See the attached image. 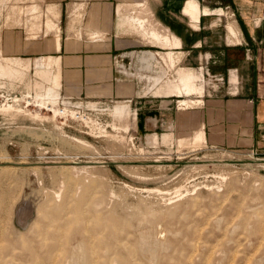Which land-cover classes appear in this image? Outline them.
<instances>
[{
  "label": "rangeland",
  "instance_id": "obj_1",
  "mask_svg": "<svg viewBox=\"0 0 264 264\" xmlns=\"http://www.w3.org/2000/svg\"><path fill=\"white\" fill-rule=\"evenodd\" d=\"M14 1L9 0L0 5L3 6L0 7L2 53L14 55L19 52L23 43L22 46H29L44 40L50 44L54 37L53 31L46 34L44 30H39L37 33L40 34L30 38L26 25L22 23L28 14L22 15V22L19 20L21 24L14 20L15 26H12L16 11L13 13L9 5L25 6L32 2ZM33 1L44 3V8L54 0ZM138 1L146 4L143 7L125 5L124 12L137 14L140 10L145 13H139L140 15H150L152 20L149 17V22L159 27L151 11L150 0ZM74 2L82 3L81 11L78 12L81 14L80 18L74 20L77 23L73 21L72 29H68V20L72 17L69 8L73 7ZM83 2L84 0H64L57 3L61 7V20L58 21L61 36L84 37ZM125 29L128 33L135 34L142 48L156 49L155 46H149L150 42L140 32L131 31L126 26L121 32L126 33ZM158 29L164 30L161 26ZM164 51L165 49L160 50ZM142 52H135L127 59L131 58L134 62ZM177 55L179 56L178 53ZM157 57L159 59L158 55ZM160 63L168 68L166 77L173 79L177 66L170 69L162 61ZM162 69L161 65L160 70ZM30 72L34 74L33 69ZM30 72L29 77L16 82L15 88H8L7 85L6 89L0 88V104L8 96L21 97L25 93L23 91L29 90L25 84L27 79L34 81V77L36 78ZM203 78L207 88L210 80L207 76ZM20 102L21 106L27 104L25 99H20ZM115 103L116 101L99 104L103 106L100 116L106 131L102 132L100 128L97 134L91 135L84 133L73 121L60 125L58 119L50 118L52 112L49 109L41 108L34 102L27 108L40 111L45 116L44 119L0 113V264H64L69 261L66 257L71 253L72 247L77 249L81 240L85 241L81 242V246L88 249L86 254L91 259V264H264V151L253 149L235 152L210 149L206 145L198 150L189 146L187 148V145L180 148L175 145L180 137H172L170 144L160 140L156 144L151 141L148 144L145 136L137 135L131 129L136 116L131 108V116L126 118L127 131L124 132L122 128L112 129L111 124L115 121L112 120L109 108ZM118 133L127 136L123 141L117 140L113 134ZM73 136L88 143L78 144ZM54 158L104 162L97 163L95 170H89L88 173L93 174L89 178L86 177L87 172L74 177L67 169L39 167L34 170L29 167L32 162ZM6 161H19L23 164L5 167L4 164H10L5 163ZM81 177L88 187L90 185L89 189L86 186V191L79 182ZM56 192H60L59 199L55 196ZM80 197L83 199L81 202ZM62 200L67 204L64 203L58 214L47 205L54 201L59 204ZM21 208L25 212L22 213ZM28 209H31L30 214L26 212ZM157 238L160 243L166 241L168 244H160L153 257L148 250L142 248L146 247L147 242H156ZM106 244H109L108 247ZM119 258L121 262L118 261Z\"/></svg>",
  "mask_w": 264,
  "mask_h": 264
},
{
  "label": "crops",
  "instance_id": "obj_2",
  "mask_svg": "<svg viewBox=\"0 0 264 264\" xmlns=\"http://www.w3.org/2000/svg\"><path fill=\"white\" fill-rule=\"evenodd\" d=\"M187 1L150 0V8L162 31L179 38V46L172 48L181 54L176 66L201 69L210 80L201 96L153 93L154 79H167L160 50L168 49L151 43L156 49H144L135 34L116 27V5L137 0H84V37L61 36L58 50L52 38L50 44L23 43L14 56H60L62 97L97 104L127 101L136 115L131 129L137 135L172 131L174 137L191 138L203 129L210 149L264 151V0H196L199 20L184 13ZM140 51L134 62L127 59ZM184 97H200L201 104L179 106Z\"/></svg>",
  "mask_w": 264,
  "mask_h": 264
},
{
  "label": "bare ground",
  "instance_id": "obj_3",
  "mask_svg": "<svg viewBox=\"0 0 264 264\" xmlns=\"http://www.w3.org/2000/svg\"><path fill=\"white\" fill-rule=\"evenodd\" d=\"M17 1V0H15ZM14 1V2H15ZM20 1V0H19ZM18 1V2H19ZM43 2V0H41ZM9 2V0H0V5H4L5 3ZM17 2V3H18ZM40 2V1H39ZM47 2V1H46ZM52 2V1H51ZM54 2V1H53ZM56 2V1H55ZM27 3V2H26ZM29 3V2H28ZM84 3V2H83ZM119 3V2H118ZM44 3H38L33 1L30 3V4H26L25 6H16L15 4H12V5H9L10 6V9L13 11V13L15 12V14L11 15L13 16V23L12 26H15L14 22H18L19 23V20L21 19L22 15L23 14H28L29 16L26 17V19L24 18L25 22H22L20 20V22L24 23L27 27V30H28V35L30 36V38H35L36 37V34H40V33H37L39 32V30H44L47 34V32L49 33V31H53L54 32V37H53V46H54V49L55 50H58L59 47H60V39H61V35H60V25L58 24V21H59V16L60 15V10L61 7L59 8L57 3H47V5L42 8V5ZM75 4V5H74ZM73 7L70 6L69 9H71L69 11L72 15V17H70V21L68 23V29L71 28L72 23L75 19L77 18H80V14L78 13L79 10L81 11V8H82V3L81 2H74ZM122 4V3H121ZM121 4H117V22H116V27H117V30L118 31H121L126 27H128V29H131V31H136V32H140V34H142L141 36L147 38V40L151 43V44H154V45H159L160 47H163V48H166L168 50H166L165 52L161 53V57H162V60H164V64L167 65L169 68L171 67H175L177 61L179 60V56L177 55V53L174 52V50L172 49L173 47L175 46H179L180 44V41H179V38H177L175 35H173L172 33H170L171 31H168L169 29L165 30V31H162V29H158L160 27V24H159V27H155L153 26L148 19L151 18L152 20V17L149 15V17H144L142 16L143 13L140 12L139 10V13L142 15H140L139 13L137 14H134V15H126L125 12H123V9L122 7L124 8V6H122ZM146 4V3H145ZM144 2H137V3H134V6H144L145 5ZM60 6V5H59ZM86 6V4H85ZM133 6V7H134ZM1 7V6H0ZM5 7V6H4ZM7 7V6H6ZM72 7V8H71ZM3 8V6L1 7ZM0 8V9H1ZM9 8V7H8ZM84 8V7H83ZM149 7H147L148 9ZM184 8V13H187L189 14L192 19L194 20H197L198 19V15H199V6H198V3L196 0H188L186 2V6L183 7ZM220 8V7H219ZM5 9V8H4ZM7 9V8H6ZM139 9V8H138ZM141 9V8H140ZM143 9V8H142ZM146 9V8H145ZM146 9V10H147ZM150 9V8H149ZM148 9V10H149ZM202 9V8H201ZM126 10V9H125ZM146 10H143V11H146ZM147 10V11H148ZM205 10H208L207 8ZM203 10V11H205ZM7 11V10H6ZM11 11V12H12ZM84 10L82 9V12ZM146 11V12H147ZM150 11V10H149ZM222 11V10H221ZM220 11V12H221ZM207 12V11H206ZM212 12H213V9H212ZM219 12V13H220ZM7 13V12H6ZM10 13V11H9ZM150 12H148L149 14ZM203 13V12H202ZM216 13V12H215ZM139 14V15H138ZM145 14V13H144ZM6 15V14H4ZM9 14L7 13V16ZM69 15V16H70ZM83 16V14H82ZM6 16H4L5 18ZM9 17V16H8ZM7 18V17H6ZM5 18V19H6ZM72 18V19H71ZM11 19V18H9ZM1 20V19H0ZM8 20V18H7ZM12 20V19H11ZM10 20V22H11ZM15 20V21H14ZM61 20V19H60ZM82 20V19H81ZM199 20V19H198ZM2 21V20H1ZM8 22V21H7ZM60 22V21H59ZM76 22V21H74ZM79 22V21H78ZM77 23V22H76ZM152 23H154V21H152ZM194 23V22H193ZM21 24V23H19ZM10 24H8L9 26ZM155 25V24H154ZM232 25V24H231ZM11 26V25H10ZM80 26V24H79ZM195 26H198V25H195ZM2 27V26H1ZM4 27V26H3ZM82 27V26H81ZM234 27V26H233ZM227 28V26H226ZM26 29V28H25ZM72 29V28H71ZM74 29V28H73ZM77 29V28H76ZM86 29V28H85ZM78 30V29H77ZM126 30V29H125ZM230 30L231 32V37H234V35L232 36V32H234L233 28L230 27L229 25V28L227 29V31ZM83 31V30H82ZM27 32V31H26ZM96 32V31H95ZM103 32V31H102ZM126 33L127 30L125 31ZM134 32V33H136ZM78 33V32H77ZM80 33V32H79ZM88 33V32H87ZM123 33V32H122ZM93 38L94 37H98L99 36V33H96L95 35L92 34ZM27 36V35H26ZM237 36V35H236ZM235 36V37H236ZM78 37V36H76ZM89 37V36H88ZM229 38V37H228ZM227 38V39H228ZM230 39V38H229ZM235 39V38H234ZM0 40H1V35H0ZM2 44V43H1ZM159 54V53H158ZM180 54V53H179ZM181 55V54H180ZM60 57V56H59ZM59 57H57V55H45V56H38V57H34V58H29V57H20V56H14V55H4L2 53V50H1V45H0V88H3L5 87L6 85L8 86V88H12L14 87L15 88V85H16V82L18 80L20 81H23L25 79V77H29L28 75V72L31 71V69H33L34 71V74L36 75V78L34 77V81L32 80H28V79H31V78H28L27 81H26V87L29 89L26 91H23L25 93H22V96L19 97L18 95H12L5 98V100L3 101V103L0 104V113H4L5 114H11L12 115H26V116H29L30 118H33V119H44L45 116L44 115H41V112L40 111H34V110H31L29 108H27V106L31 103V102H34L37 106L41 107V108H46L49 109L52 114L50 116V118L53 119H56V115L58 113V103H59V100H60V97H62V94L60 92V86H61V81H60V59ZM161 59V58H160ZM170 68V69H171ZM168 69V68H167ZM173 72V71H172ZM31 74V72H30ZM34 74H31V75H34ZM28 75V76H26ZM173 76V75H171ZM167 78V77H166ZM173 79L171 78H167L165 79L164 78V81H161L163 79H161V77L159 78H155L154 80V85H155V88H154V92H156L157 94H164V95H170V94H175V95H190V94H197L199 96L203 95V91H204V83H203V73H202V70L199 69V70H195L193 68H188V67H183V66H179L175 69V75L174 77H172ZM19 81V82H20ZM161 82V83H159ZM24 83V82H23ZM22 84V82H21ZM20 85V84H19ZM24 85V84H22ZM158 86V87H157ZM18 86H16L17 88ZM25 87V88H26ZM13 88V89H14ZM20 88V87H18ZM6 89V87H5ZM12 89V90H13ZM11 90V91H12ZM7 95V94H6ZM5 97V96H4ZM29 97H31L29 99ZM3 98V97H2ZM192 97H184V98H181L180 100L178 99L179 101V106L180 105H184L185 107L190 106L191 104H195V103H200L201 102V98H197V99H191ZM20 99H25L26 101V105H20L21 102H20ZM170 101V99H169ZM177 101V100H176ZM98 102V101H97ZM164 105H165V102H163ZM96 102H91L89 101V103H87V105L89 107H96L97 105H95ZM190 104V105H189ZM201 104V103H200ZM163 105V106H164ZM183 106V107H184ZM182 107V108H183ZM109 108V107H108ZM38 110V109H37ZM107 111V110H106ZM109 112H110V115L112 116V120H114L115 122L111 124V126L113 127L112 129L113 130H119L118 128H122V130L125 132L127 131L128 129V123H127V120L126 118L131 116V109H130V105L129 103H127L126 101L124 100H119V101H116V103L114 105H112L111 108H109ZM135 115V114H134ZM15 116V117H16ZM10 117V116H9ZM49 117V116H48ZM154 117V116H153ZM149 118V117H147ZM13 119V118H12ZM128 119V118H127ZM150 119V118H149ZM116 121L118 123H116ZM153 121V120H152ZM151 122V121H150ZM152 123V122H151ZM156 123V122H155ZM154 124V123H153ZM61 125V124H60ZM148 125V124H147ZM9 126V125H8ZM16 126V125H15ZM21 126V125H20ZM37 127V126H36ZM42 128V127H41ZM40 128V129H41ZM46 128V127H45ZM59 128V127H58ZM33 129V128H32ZM105 129V128H104ZM102 128V132L104 130ZM203 130V129H202ZM201 129L199 130H196L192 137L191 138H188V137H180L176 140V143L175 145L177 146H181L182 145H187L186 147L189 148V147H192V149H199L201 147L204 146L205 144V133H203L204 131H202ZM42 131V130H41ZM106 130H104L105 132ZM121 131V130H120ZM119 131V132H120ZM122 131V132H123ZM33 132V131H32ZM43 132V131H42ZM99 132V130H98ZM101 132V133H102ZM108 132V131H107ZM61 133V132H60ZM99 133V134H101ZM10 134V133H9ZM50 134V133H49ZM63 134V133H62ZM105 134V133H103ZM101 134V135H103ZM112 134V133H111ZM120 133L118 134H113L117 140L120 139L121 141L124 140L125 138V135H119ZM123 134V133H122ZM54 135V134H53ZM109 135V134H108ZM107 135V136H108ZM113 136V137H114ZM127 136V135H126ZM52 137V136H51ZM106 137V136H105ZM112 137V136H111ZM172 137L173 136V133L172 131L171 132H167V133H164L162 134L160 137H158L155 133L154 134H148L145 136L146 140H148V144L149 142L151 141V143H154L156 144L157 142L162 141L163 143H166V144H170L172 142ZM70 138V136H69ZM73 138L79 143L81 144H87L88 142H86V140L82 139V138H79V137H74ZM110 138V137H109ZM71 139V138H70ZM127 139V137H126ZM120 141V142H121ZM126 141V140H125ZM62 143V142H61ZM117 143V142H116ZM125 143V142H124ZM129 143V142H128ZM132 143V141H131ZM65 145V144H64ZM128 145V144H127ZM142 145V144H141ZM152 145V144H151ZM176 146V147H177ZM189 146V147H188ZM129 147V146H128ZM127 147V148H128ZM180 147V148H181ZM205 147V146H204ZM178 148V147H177ZM183 148V147H182ZM185 148V147H184ZM186 148V149H187ZM192 149H188V150H192ZM129 150V149H128ZM139 151V150H138ZM128 156V155H127ZM8 157V156H7ZM44 157V156H43ZM95 157V156H94ZM126 157V156H125ZM205 157V156H204ZM46 158V157H45ZM93 158V157H92ZM105 158V157H104ZM169 158V157H168ZM72 159V158H71ZM156 159V158H154ZM91 160V159H90ZM104 161H100V160H96V161H83V162H78V161H75V160H56L55 158L53 160H44V161H36V162H32L29 164V167L34 169V170H37V168L39 167H44V168H61V169H67L70 171V173H72V175L74 177H76L77 175L79 174H82V173H86L87 172V176L88 177L90 174H92V172H90V174L88 173L89 170L91 169H94L97 166V163H101ZM117 162V161H116ZM5 163H10V164H4L5 167H18V166H21L23 164V162H15V161H6ZM119 164V163H118ZM122 164V163H121ZM120 164V165H121ZM263 164V162L261 163ZM264 165V164H263ZM100 166V165H99ZM102 167V166H101ZM59 170V169H58ZM219 170V169H218ZM228 170V169H227ZM31 172V171H30ZM95 172V171H94ZM101 172V171H100ZM65 173V172H64ZM62 173L61 175L64 176ZM102 173V172H101ZM216 173V172H215ZM217 174V173H216ZM93 175V174H92ZM101 175V174H100ZM223 175V174H222ZM225 175V173H224ZM69 176V175H68ZM220 176V175H219ZM59 177V176H58ZM65 177V176H64ZM67 177V176H66ZM80 177V176H79ZM85 177V178H86ZM91 177V176H90ZM221 177V176H220ZM225 177V176H224ZM89 178V177H88ZM77 179V178H76ZM65 180V179H63ZM73 180V179H72ZM81 180V181H80ZM79 180L80 184L83 185L84 189L86 188V186L88 187L87 184L84 183V180H82V177L81 179ZM94 180V179H93ZM96 180V179H95ZM69 181V180H68ZM67 183V182H66ZM74 183H75V180H74ZM77 183V181H76ZM77 186L79 184H76ZM68 186V184H67ZM95 186V185H94ZM4 187V186H3ZM82 188V186H80ZM90 187V185H89ZM88 187V189H89ZM70 188V187H69ZM77 188V187H76ZM66 189V188H65ZM153 189V188H152ZM151 189V190H152ZM157 189V188H156ZM195 189V188H194ZM67 190V189H66ZM83 190V189H82ZM61 191V190H60ZM86 191V189L84 190ZM76 192V191H75ZM160 192V191H159ZM82 193V192H81ZM164 193V192H163ZM178 193V192H177ZM49 194V193H48ZM47 194V195H48ZM65 194V193H64ZM84 194V193H83ZM99 194V193H98ZM162 194V193H161ZM174 194V193H173ZM180 194V193H179ZM226 194V193H225ZM53 195V194H52ZM175 195V194H174ZM182 195V194H181ZM55 196L57 197V199H59L60 197V192H56ZM64 196V195H63ZM100 196V195H99ZM180 196V195H179ZM183 196V195H182ZM42 197V196H41ZM95 197V196H94ZM48 198V197H47ZM53 198V197H52ZM93 198V196H92ZM97 199V198H95ZM171 199V198H170ZM174 199V196L173 198ZM73 200V199H72ZM81 197H80V202H81ZM42 201V200H41ZM44 201V200H43ZM172 201V200H171ZM55 202V201H54ZM52 202V203H54ZM99 202V201H98ZM101 202V201H100ZM47 204L48 206H50V208H52L55 212V214H58V212H60V209L62 208V206L64 205V203H66V201L62 200L61 203H54V204ZM69 203V202H68ZM73 203V202H71ZM96 203V202H95ZM67 204V203H66ZM74 204V203H73ZM80 205V204H79ZM25 206V205H24ZM29 206V205H28ZM27 207V206H26ZM65 207V206H64ZM74 207V206H73ZM76 207V206H75ZM24 208V207H23ZM29 208V207H28ZM41 208V207H40ZM39 208V209H40ZM49 208V209H50ZM94 208V207H93ZM22 209V208H21ZM48 209V210H49ZM77 209V208H76ZM95 209V208H94ZM25 210V209H24ZM30 210L31 209H28V211H26L28 214H30ZM38 210V209H37ZM21 212L23 211L20 210ZM18 212V211H17ZM25 212V211H23ZM22 212V213H23ZM48 212V211H47ZM20 213V212H19ZM41 213V212H40ZM26 214V213H25ZM16 215V214H15ZM19 215V214H18ZM21 215V213H20ZM28 216V215H27ZM58 216V215H57ZM60 216V215H59ZM25 217V216H24ZM23 217V218H24ZM61 217V216H60ZM71 217V216H69ZM19 218V217H18ZM38 218V217H37ZM20 219V218H19ZM18 219V220H19ZM77 219V218H76ZM218 219V218H217ZM221 220V218H220ZM21 221V220H20ZM23 221V220H22ZM21 221V222H22ZM217 221V220H216ZM219 225V224H218ZM80 229V228H79ZM34 233V232H33ZM72 233V232H71ZM31 235V234H30ZM37 235V234H36ZM70 235V234H69ZM68 235V236H69ZM24 237V236H23ZM156 238V237H155ZM16 239V238H14ZM70 239V238H69ZM68 239V240H69ZM148 239V238H147ZM102 240V239H101ZM154 240V239H153ZM157 241L156 242H152V243H149L148 242H143V243H146L145 246L147 247H143L142 249L145 248V250H148L147 252H149L150 254H152V256H156V253L158 252L157 250L160 248V244L163 246V243H166L168 244L166 241H162V243L159 242L158 238L156 239ZM24 241V240H23ZM21 242V241H20ZM34 242V241H33ZM80 242V245L78 244ZM77 241L76 243L78 244V248L76 249L75 247H71L73 248L71 250V253L69 254L68 257H66V259L68 258V264H75V263H80V264H91V259L89 258V256H87L86 254V251L88 253V249L86 250V247H83L81 246V242H85V241ZM23 243V242H22ZM68 243V242H67ZM71 243V242H70ZM75 243V245H76ZM141 243V244H143ZM38 245V244H37ZM57 245V244H56ZM73 245V246H75ZM109 245V244H106V246ZM139 246V244H138ZM169 246V245H168ZM69 247V248H71ZM108 247V246H107ZM110 247V246H109ZM29 248V247H28ZM124 248V247H123ZM141 248V246H140ZM165 248V247H164ZM106 249V247L104 248ZM141 249V250H142ZM168 248H166L167 250ZM31 250V249H29ZM140 250V249H139ZM21 252V251H20ZM19 252V253H20ZM29 252V251H28ZM144 252V250H143ZM146 252V251H145ZM224 252V251H223ZM222 252V253H223ZM17 253V252H16ZM49 253V252H48ZM141 253V252H140ZM32 254V253H31ZM20 256V255H19ZM18 257V256H17ZM156 258L155 257V260L156 261ZM65 259V260H66ZM102 259V258H100ZM243 259V258H242ZM117 261V258L115 259ZM101 261V260H100ZM119 262H121L122 260L119 258L118 260ZM241 261V260H240ZM152 262V261H151ZM64 263V264H66ZM136 263V261H135ZM155 263V262H154ZM7 264V263H6ZM134 264V263H133Z\"/></svg>",
  "mask_w": 264,
  "mask_h": 264
},
{
  "label": "built area",
  "instance_id": "obj_4",
  "mask_svg": "<svg viewBox=\"0 0 264 264\" xmlns=\"http://www.w3.org/2000/svg\"><path fill=\"white\" fill-rule=\"evenodd\" d=\"M97 105V103H96ZM99 106V104H98ZM89 107L86 101L72 97H60L56 119L64 126L66 122H76L84 133L97 134L100 128H105L100 113L103 106ZM102 114V113H101Z\"/></svg>",
  "mask_w": 264,
  "mask_h": 264
}]
</instances>
